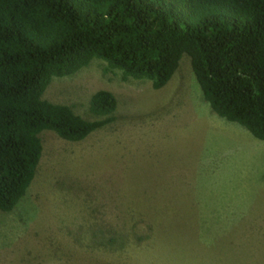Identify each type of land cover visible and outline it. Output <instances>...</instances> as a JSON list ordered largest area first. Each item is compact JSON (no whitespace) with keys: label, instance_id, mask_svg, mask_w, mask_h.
Listing matches in <instances>:
<instances>
[{"label":"rangeland","instance_id":"obj_1","mask_svg":"<svg viewBox=\"0 0 264 264\" xmlns=\"http://www.w3.org/2000/svg\"><path fill=\"white\" fill-rule=\"evenodd\" d=\"M100 89L111 123L77 142L42 132L33 181L0 211V264H264V141L211 110L189 57L160 89L93 60L43 97L94 119ZM131 219L154 248L108 242Z\"/></svg>","mask_w":264,"mask_h":264},{"label":"trees","instance_id":"obj_2","mask_svg":"<svg viewBox=\"0 0 264 264\" xmlns=\"http://www.w3.org/2000/svg\"><path fill=\"white\" fill-rule=\"evenodd\" d=\"M183 54L211 110L264 141V0H0V211L33 181L44 130L77 142L114 120L111 91L91 94L87 119L43 97L52 78L100 60L160 89ZM140 224L104 234L154 248Z\"/></svg>","mask_w":264,"mask_h":264}]
</instances>
